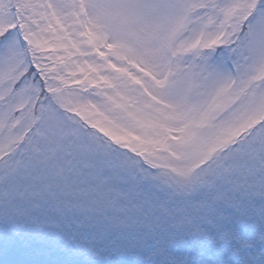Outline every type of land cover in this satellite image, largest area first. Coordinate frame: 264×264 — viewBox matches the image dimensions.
Listing matches in <instances>:
<instances>
[{"label": "snow or ice", "instance_id": "snow-or-ice-1", "mask_svg": "<svg viewBox=\"0 0 264 264\" xmlns=\"http://www.w3.org/2000/svg\"><path fill=\"white\" fill-rule=\"evenodd\" d=\"M0 264H264V0H0Z\"/></svg>", "mask_w": 264, "mask_h": 264}]
</instances>
